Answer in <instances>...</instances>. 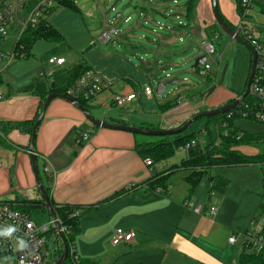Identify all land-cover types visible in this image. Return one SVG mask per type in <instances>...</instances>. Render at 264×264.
<instances>
[{"label": "crops", "instance_id": "obj_1", "mask_svg": "<svg viewBox=\"0 0 264 264\" xmlns=\"http://www.w3.org/2000/svg\"><path fill=\"white\" fill-rule=\"evenodd\" d=\"M72 2L76 9L71 11L80 14L77 1ZM202 5L199 7L200 19L203 16ZM234 11L237 15L236 8ZM144 13L148 15L147 23L154 22V17L162 14L154 4L150 5L149 9L144 8ZM89 16H92V12ZM182 16L187 23L186 7ZM51 19L50 24L62 35L68 46L53 56L66 60L63 66L57 68L68 69L84 61L93 71V66L85 57L74 54L65 35L51 22ZM176 25L177 29H172L171 32L179 35L181 43H183L180 36L182 32L186 33L189 29H192L196 35L200 32L195 25L194 16L187 26L182 21ZM136 36L127 34L125 40L130 43L131 38ZM168 42L173 44L174 40ZM51 45L52 48L44 59L48 58L57 47ZM179 54L180 51H171L164 52L161 56L171 63ZM199 57L197 56L196 59ZM59 70L48 74L39 70L38 78L23 84L14 82L8 73L0 80V92L4 96L3 100H0V126L6 131L5 133L0 131V135L4 137V141L0 142V201L13 204L21 210L41 201L39 192L38 195H34L37 186L29 154L31 143L29 130L30 125L41 113L42 101L45 94L53 89V77ZM153 74L151 81L157 77L155 73ZM101 75L102 77H99L109 84V89L86 102L91 115L108 124L135 128L140 125L141 129H147L141 126L145 122V115L124 116L113 104L117 95L137 94L136 88L140 90L138 94L143 95L142 86L138 82L140 78L130 71ZM168 80L176 79L174 76H169ZM37 82L44 83L45 93L25 91L28 86ZM217 89L214 86L206 95L208 100L211 98L208 104L211 110L205 109L207 112L225 107L240 96V94L233 96L221 91V94L213 97ZM193 92L201 91L192 90L190 94ZM139 95L137 101L130 106L129 111L132 114L141 107ZM144 97L147 100L153 98L145 95ZM196 97L195 94L187 98L185 96L184 99L195 100ZM174 101L177 103V99ZM166 102L158 104L159 113L163 117L171 115L182 104L177 103L172 109L161 112L160 105ZM199 108L195 107L194 110ZM185 121L182 119L168 124L163 130L178 129ZM89 125L87 118L75 106L61 99H55L45 113L34 142L41 184L48 190L50 199L58 208H70L71 216H79L80 232L75 238L74 248L81 259L98 264L95 261L97 257L102 252H109L115 247L112 241L116 230L121 229L126 233L135 234L130 244L120 245L123 248L116 246L122 248L119 257H128L124 264L236 263L237 257L247 246L246 235L249 234V230L243 228L245 225L235 224V221L230 222L227 218L226 203L236 194V187L231 180H228L227 171H224L226 168L213 170L214 173L203 177L197 184V189L195 187L193 191L187 181L191 174L188 170L186 171L189 174L184 178V185H178L175 181L170 185L171 176L166 191L160 192L159 189L152 191L144 184L162 171H157L154 168L155 164L147 167L146 161L150 158L142 155L139 147L148 143L140 141L138 135L132 133L92 128ZM87 132L92 133L91 139L77 146V139ZM195 189L200 190L202 194L198 196L196 193L198 191ZM194 192L195 195L192 197ZM119 193L122 195L113 200ZM188 200L192 202L189 203ZM186 203L190 206L187 207ZM263 204L264 198L261 206ZM197 205L216 207L217 215L196 214L193 208ZM40 208L43 207H37L35 210ZM256 212L254 206L249 209V222L250 217ZM263 224L264 222L261 226ZM235 228L239 231H235ZM232 237L236 238L234 244L229 243ZM226 254H229L228 257H225Z\"/></svg>", "mask_w": 264, "mask_h": 264}, {"label": "rangeland", "instance_id": "obj_2", "mask_svg": "<svg viewBox=\"0 0 264 264\" xmlns=\"http://www.w3.org/2000/svg\"><path fill=\"white\" fill-rule=\"evenodd\" d=\"M72 1H77L81 13L77 14L69 9L59 8L51 22L65 35L67 43L72 47L74 54L85 57L93 66L92 72L95 75L102 77V73L113 75L114 73L130 71L133 75L140 78L138 82H140L143 92L147 86L152 89L154 94L151 100H147L144 94L139 95V88L135 89L139 98L141 97V107L135 113L132 114L129 110L118 109L127 117L130 115H145L146 118L144 124L141 125L142 128L161 131L168 124L176 123L182 119L186 120L179 126L181 128L192 117L207 112L205 109L211 110L208 106L211 98L208 100L205 95L200 96L199 92L190 94L192 90L203 92L213 85L218 88L213 97L223 91L235 96L245 90L250 74L251 55L245 47L232 40L229 36L220 37V29L216 24L211 0H195V25L200 32H198V35L194 34L192 29H189L186 33L182 32L180 36L183 43L179 42V35H175L171 30L177 29L176 24L179 21H182L187 26L188 23L185 22V18L182 15L190 0ZM152 4L161 10L162 14L156 15L155 19H153L154 22L147 23L148 15L144 13V8L149 9ZM201 5V9H203L201 15L203 16L200 19L199 7ZM218 6L230 25L237 23V15L234 11L236 0H218ZM91 12L92 16L90 17L89 13ZM118 15H121V17L118 18ZM248 16L250 17V24L264 29L263 13L258 9H254L248 12ZM110 29L117 30V34L112 36L111 41L104 43L101 39L104 33ZM127 34L137 35L136 39L132 37V41L128 43L125 40ZM216 36H218L217 40H215ZM170 40H174V43H169L168 41ZM15 42L16 37L12 35L7 41L2 42L1 49L4 52L10 51L14 48ZM203 42L212 44L216 51L215 55L209 57V64L212 69L206 77H201L192 68L196 57L203 55ZM134 47L137 48L135 49ZM51 48L52 45L46 41L36 42L32 49L33 56L31 58L18 57L12 61V65H10L7 72L11 76L10 78L14 82L23 84L26 81L38 78L39 70L47 74L59 70L48 63V58L44 59ZM171 51H180L181 54L174 57L171 63H168L161 55L164 52ZM123 57H125V60H123ZM225 67H227L225 78L222 85H220L222 72ZM218 70H220V73H217ZM153 73L157 77L154 81H151L150 79L154 76ZM169 76H174L178 84L170 87L163 99H160L156 95V89L160 82H170L171 80H168ZM195 94L197 95L195 100L184 99L178 109L173 111L171 115L167 117L160 115L158 110L159 103L174 101L179 97L186 96L187 98ZM195 107L200 108L199 110H194ZM217 109H220V107ZM190 115L191 117L188 118ZM206 125L207 119H199L183 134L197 133L200 134L199 138H207L212 126L209 129H205ZM137 126L136 128H140V125ZM235 126L246 134H264V125L254 120L237 119ZM90 127L97 128L92 125ZM204 129L205 132H201ZM137 137L145 143H157L163 139L172 140L175 136L165 138L138 135ZM3 141V135H0V142ZM241 152L250 155L258 153L256 150L249 148H241ZM185 155L186 152L178 150L174 158L167 162L156 163L154 168L157 171H164L168 167L179 164L185 158ZM224 171H227L228 180H231L236 187V194L228 199L226 203L227 218L230 222L235 221V224L245 225L243 228L249 230V233H253L264 222L261 206L264 196V165L230 167ZM210 173L213 174L214 171L212 170ZM188 174L189 172L186 170L175 172L170 179V185H173L174 181L178 185H184V178ZM196 191L198 196L202 194L200 190ZM195 192L194 194L192 193V197ZM35 193L34 195H38L37 190H35ZM188 202L190 203L192 200H188ZM253 206L257 212L253 217H250V223L248 214L249 209ZM31 215L39 226L47 225L51 220L49 213L43 208L34 210ZM234 230L239 231L238 228ZM47 238L49 248L52 251L55 250L57 245L53 233H48ZM120 247H112L109 252H102L95 261L98 264H124L128 257H119L123 248ZM228 255L226 254L225 257H228ZM0 264L14 263L12 260L7 259Z\"/></svg>", "mask_w": 264, "mask_h": 264}, {"label": "built area", "instance_id": "obj_3", "mask_svg": "<svg viewBox=\"0 0 264 264\" xmlns=\"http://www.w3.org/2000/svg\"><path fill=\"white\" fill-rule=\"evenodd\" d=\"M60 0H0V80L7 73L12 61L20 56L19 50L23 47L19 45L23 35L30 30L39 27L43 19L48 17L51 10L58 6ZM241 14H237V23L234 24L233 31L240 37L256 55L255 74L250 85L247 97L227 115L230 119L254 120L264 125V29L250 24L248 12L258 9L264 14V0H240ZM115 29L106 31L102 40L109 41L116 35ZM16 37L14 48L8 52L1 49L2 42L7 41L10 36ZM259 35V37H257ZM218 38H215L217 40ZM202 53L207 56V61L197 72L201 77H206L211 71L209 57L216 54L212 44L202 43ZM48 63L53 67H61L66 63L64 58L50 57ZM109 89V84L103 81L92 71L85 73L77 83L67 91V96L79 101H90L101 92ZM144 95L153 97L150 87L144 89ZM4 96L0 92V100ZM185 97H179L177 103L183 102ZM138 95H117L113 104L119 110H129L133 102L137 101ZM91 132L84 133L76 141V145L88 142L91 139ZM195 143L181 148V151H188L194 147ZM147 167L154 164L151 160L146 161ZM158 191L162 192L161 189ZM187 207L189 203L185 204ZM199 215L216 216V207L197 205L193 208ZM54 222L50 220L47 225L39 226L31 214L19 209L17 206L0 201V255L6 260H12L14 264H52L55 250L48 246L47 234L54 229ZM61 232H65L61 221L57 218ZM11 230V231H10ZM135 238L134 233H126L121 229L116 230L112 241L113 246L128 245ZM248 249L255 255H264V236L262 226L256 228L253 233L246 235ZM236 238L229 240L234 244ZM72 248V254L75 253Z\"/></svg>", "mask_w": 264, "mask_h": 264}, {"label": "trees", "instance_id": "obj_4", "mask_svg": "<svg viewBox=\"0 0 264 264\" xmlns=\"http://www.w3.org/2000/svg\"><path fill=\"white\" fill-rule=\"evenodd\" d=\"M194 2L195 0H190L186 5L187 23H191L193 20L195 11ZM58 8H68L70 10L76 9L71 0H60L58 2V6L51 10V12L48 14V17L43 19L37 29L27 31L23 35L19 43V45L23 47V50L18 51L20 52L19 57L30 58L32 56L33 46L38 41H46L50 44L57 45L56 49L51 53L48 59L53 57L55 54H59L61 50L68 48L62 35L50 24V19L58 10ZM236 11L237 14H241L242 10L240 8V0H236ZM222 17L227 25L233 30L234 25H230L223 15ZM216 38H218V36H216ZM89 71H91V69L84 61L71 68L59 70L53 77V83L55 87L47 94L57 93L67 96V91L72 88L85 73ZM213 88L214 86L212 85L205 91L199 92V95L206 96L213 90ZM25 91L45 93V85L44 83L37 82L28 86ZM47 94H45V97L42 101L41 111L43 110L44 104L47 100ZM234 101L235 100L231 101V103ZM77 102L87 109L86 101L79 100ZM176 105L177 103H175V101H169L161 104L160 110L161 112H165L172 109ZM39 116L40 114L38 115L37 120ZM205 119H207V125L205 129H209L210 126H212L211 130L207 134V138H199L200 134L197 133L190 135L182 134L175 136L172 140L163 139L157 143H148L139 147L141 149V154L147 156L151 159L153 164H156L167 162L168 160L174 158L178 150L186 147L187 145L195 143L194 147L190 148L188 151H185L188 153L179 164L168 167L164 171L157 173L151 180L144 184L145 187L152 191H156L158 189L166 191L168 188V181L172 174L181 170H188L191 172V174L187 178V181L191 186V191H193L199 181L203 177L208 176L212 170L218 168L264 165V134L250 135L242 132L235 126V121L237 118L230 119L227 114ZM36 121L30 125L29 132L31 134ZM205 129L201 132H205ZM0 131L3 133L6 132L5 128L1 126ZM241 148L256 150L258 153L256 155L244 154L241 152ZM46 192L49 195L47 189ZM120 195H122V193L117 194L113 200L120 197ZM50 201L55 209L57 218L62 223V227L66 229L63 235L69 248V254L64 264H94L90 260L81 259L76 252L72 254L75 238L80 232L79 216H71L70 208H58L54 205L51 199ZM37 207L45 208L44 203L40 201L32 203L25 209L22 208V210L31 214ZM262 214L264 215V204L262 206ZM50 233H53L56 238L57 246L55 248L54 259L52 263L56 264L63 255L64 247L60 236L54 232V230H51ZM262 235L264 236V224L262 226ZM5 260L6 257L0 255V263ZM235 264H264V255H255L251 253L248 249V246H246L244 251L237 257Z\"/></svg>", "mask_w": 264, "mask_h": 264}, {"label": "water", "instance_id": "obj_5", "mask_svg": "<svg viewBox=\"0 0 264 264\" xmlns=\"http://www.w3.org/2000/svg\"><path fill=\"white\" fill-rule=\"evenodd\" d=\"M211 2H212V9H213L214 17L216 20V24L220 28V37L222 38L225 35L229 36L232 40L236 41L237 43H239L243 47H245L251 55V60H252L251 61V71H250V75H249L245 90L240 95V97L238 99H236L233 103H231L225 107H222L220 109L214 110V111L205 112V113H201L199 115H196V116L192 117L181 128H178L175 130H164V131L163 130H161V131L157 130L156 131V130H148V129L128 127L126 125H120V124H117V125L108 124L104 121H100V120L95 119L86 108H84L76 100H74L68 96L57 94V93H51L48 95L47 100L44 104L43 110L41 111L40 116H39L38 120L36 121V123L32 129L29 154H30L31 159H32V165H33V170H34V174H35L36 186H37V190L40 194L41 201L44 203L45 208L49 212V216H50L51 220L55 223L54 224L55 227L53 229L54 232H56L60 236V239L63 242L64 252H63L62 257L57 261L56 264H64V262L66 261V259L68 257V254H69V248H68V245L65 241V237H64L63 233L61 232L59 225L57 224V216L55 214V209H54L53 205L51 204L50 197L47 194L45 187L41 184L40 173H39V168H38V163H37V156H36L35 151H34V142H35V139L37 136V131H38V128H39L44 116H45L47 109L49 108V106L53 100L61 99L63 101H66L67 103L75 106L87 118L88 122L94 127L109 129V130L124 131V132H128V133H132L134 135H142V136H150V137H165V138L182 135L184 132H186L190 128V126L195 121H197L199 119L216 117L219 115L228 114L229 112L234 110L249 94L250 85H251V82H252L254 74H255L256 55L253 52V50L249 47V45L247 43H245L240 37H238L235 34V32L224 21L222 15L220 13V10H219L218 0H211ZM118 17H120V15H118ZM206 61H207V56H205L203 54L198 59H196L195 64L192 67L193 70L196 71L198 68L203 67L205 65ZM226 70H227V68H225L223 71L220 85H222V83H223ZM177 84H178L177 80L166 82V83L160 82L158 84L157 89H156V95L160 99H163V96L167 93L168 89L170 87L176 86ZM54 87H55V85L52 84V88H54Z\"/></svg>", "mask_w": 264, "mask_h": 264}, {"label": "flooded vegetation", "instance_id": "obj_6", "mask_svg": "<svg viewBox=\"0 0 264 264\" xmlns=\"http://www.w3.org/2000/svg\"><path fill=\"white\" fill-rule=\"evenodd\" d=\"M251 61H252V60H251ZM223 71H224V70H223ZM250 71H251V68H250ZM217 73H220V70H218ZM222 74H223V72H222ZM249 75H250V74H249ZM239 97H240V96H239ZM239 97H238V98H239ZM238 98H237V99H238Z\"/></svg>", "mask_w": 264, "mask_h": 264}, {"label": "clouds", "instance_id": "obj_7", "mask_svg": "<svg viewBox=\"0 0 264 264\" xmlns=\"http://www.w3.org/2000/svg\"><path fill=\"white\" fill-rule=\"evenodd\" d=\"M11 231V230H10Z\"/></svg>", "mask_w": 264, "mask_h": 264}]
</instances>
